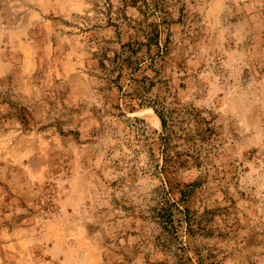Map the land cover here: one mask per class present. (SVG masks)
<instances>
[{
	"label": "rangeland",
	"instance_id": "374dc122",
	"mask_svg": "<svg viewBox=\"0 0 264 264\" xmlns=\"http://www.w3.org/2000/svg\"><path fill=\"white\" fill-rule=\"evenodd\" d=\"M0 264H264V0H0Z\"/></svg>",
	"mask_w": 264,
	"mask_h": 264
},
{
	"label": "trees",
	"instance_id": "16d2710c",
	"mask_svg": "<svg viewBox=\"0 0 264 264\" xmlns=\"http://www.w3.org/2000/svg\"><path fill=\"white\" fill-rule=\"evenodd\" d=\"M158 118H159V121H160V124H161V127H164V121L162 120V118L160 117V115H158ZM171 172H168V177H166V179H165V181H164V185H165V187L168 189V205H170V207L172 206V204H176V203H179V202H183V200H185L184 199V194H185V192H182L181 193V196L178 198V199H173V197H172V190H173V177L171 176ZM174 174V173H173ZM190 187H191V185H187V186H184V189L185 188H188L187 190H190ZM190 192V191H189ZM188 191H187V194L189 193ZM170 197V198H169ZM172 197V198H171ZM172 199V201H173V203L171 204L170 202V200ZM171 215H169V213H168V217H170ZM168 222H171L170 221V218L168 219Z\"/></svg>",
	"mask_w": 264,
	"mask_h": 264
}]
</instances>
